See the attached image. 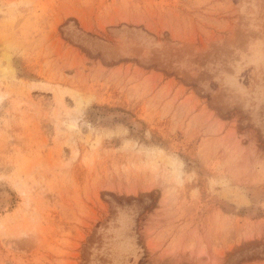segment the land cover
Returning <instances> with one entry per match:
<instances>
[{
    "label": "rangeland",
    "instance_id": "1",
    "mask_svg": "<svg viewBox=\"0 0 264 264\" xmlns=\"http://www.w3.org/2000/svg\"><path fill=\"white\" fill-rule=\"evenodd\" d=\"M0 264H264V0H0Z\"/></svg>",
    "mask_w": 264,
    "mask_h": 264
}]
</instances>
